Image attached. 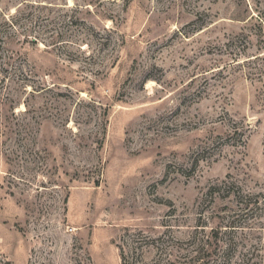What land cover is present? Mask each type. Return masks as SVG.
I'll list each match as a JSON object with an SVG mask.
<instances>
[{
  "label": "rangeland",
  "instance_id": "rangeland-1",
  "mask_svg": "<svg viewBox=\"0 0 264 264\" xmlns=\"http://www.w3.org/2000/svg\"><path fill=\"white\" fill-rule=\"evenodd\" d=\"M2 68L0 264H264V0H0Z\"/></svg>",
  "mask_w": 264,
  "mask_h": 264
},
{
  "label": "trees",
  "instance_id": "trees-1",
  "mask_svg": "<svg viewBox=\"0 0 264 264\" xmlns=\"http://www.w3.org/2000/svg\"><path fill=\"white\" fill-rule=\"evenodd\" d=\"M62 37H58L57 39H53L52 44H55L59 41H62ZM63 44H69L68 39L63 40ZM1 65L5 63V59H1ZM15 73V72H13ZM12 72L8 69L2 68L0 69V84H4L6 80L11 76ZM28 74L24 70L18 71L15 74L16 79L23 84L27 83V76ZM2 97V96H1ZM10 125L8 122L3 121L2 117L0 116V135H8L10 133ZM212 238L209 236H193L186 244V252L183 257L180 258L182 261L181 264H228V254L222 252V258L220 260H215L218 253L220 252L219 245L217 244L216 240H211ZM136 247L130 246L128 251L126 252L124 247L121 249V264H139L140 259L143 258L142 255L136 253ZM167 264H173L169 262Z\"/></svg>",
  "mask_w": 264,
  "mask_h": 264
}]
</instances>
